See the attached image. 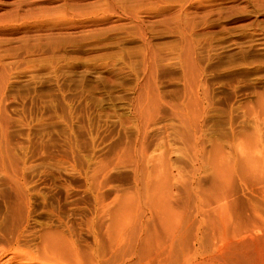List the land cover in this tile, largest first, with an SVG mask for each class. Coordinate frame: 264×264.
<instances>
[{
  "label": "rangeland",
  "instance_id": "1",
  "mask_svg": "<svg viewBox=\"0 0 264 264\" xmlns=\"http://www.w3.org/2000/svg\"><path fill=\"white\" fill-rule=\"evenodd\" d=\"M264 262V0H0V264Z\"/></svg>",
  "mask_w": 264,
  "mask_h": 264
},
{
  "label": "bare ground",
  "instance_id": "2",
  "mask_svg": "<svg viewBox=\"0 0 264 264\" xmlns=\"http://www.w3.org/2000/svg\"><path fill=\"white\" fill-rule=\"evenodd\" d=\"M235 255V264H264L258 252H232L229 256L231 260Z\"/></svg>",
  "mask_w": 264,
  "mask_h": 264
}]
</instances>
